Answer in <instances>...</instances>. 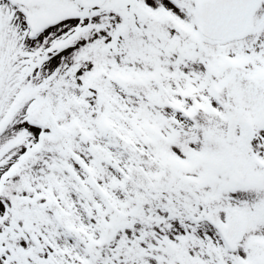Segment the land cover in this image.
<instances>
[{"label":"snow or ice","instance_id":"obj_1","mask_svg":"<svg viewBox=\"0 0 264 264\" xmlns=\"http://www.w3.org/2000/svg\"><path fill=\"white\" fill-rule=\"evenodd\" d=\"M0 264H264V0H0Z\"/></svg>","mask_w":264,"mask_h":264}]
</instances>
